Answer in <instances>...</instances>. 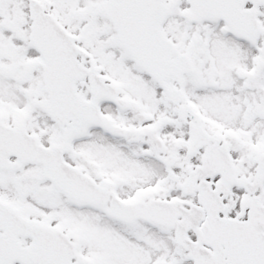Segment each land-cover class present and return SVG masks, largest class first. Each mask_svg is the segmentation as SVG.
I'll return each mask as SVG.
<instances>
[{"label": "snow or ice", "instance_id": "obj_1", "mask_svg": "<svg viewBox=\"0 0 264 264\" xmlns=\"http://www.w3.org/2000/svg\"><path fill=\"white\" fill-rule=\"evenodd\" d=\"M0 264H264V0H0Z\"/></svg>", "mask_w": 264, "mask_h": 264}]
</instances>
